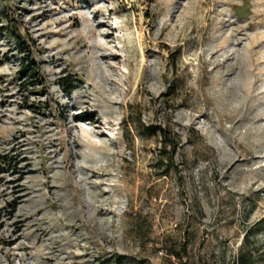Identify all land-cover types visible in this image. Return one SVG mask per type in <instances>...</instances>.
<instances>
[{
  "label": "rangeland",
  "instance_id": "rangeland-1",
  "mask_svg": "<svg viewBox=\"0 0 264 264\" xmlns=\"http://www.w3.org/2000/svg\"><path fill=\"white\" fill-rule=\"evenodd\" d=\"M263 109L264 0H0V264H264Z\"/></svg>",
  "mask_w": 264,
  "mask_h": 264
},
{
  "label": "trees",
  "instance_id": "trees-1",
  "mask_svg": "<svg viewBox=\"0 0 264 264\" xmlns=\"http://www.w3.org/2000/svg\"><path fill=\"white\" fill-rule=\"evenodd\" d=\"M28 66L29 65H27L25 67V70L30 68ZM29 70H31V69H29ZM164 138H165V136L163 137V142L162 143L165 146L166 145V141H164ZM167 250H168V254L169 255L174 256V257L179 259L181 254H182L181 251H184L185 247L182 246L181 247V251H179V250L176 249V246L174 245V243L170 242ZM180 264H186V263L181 262ZM232 264H254V256H253L252 251L250 249H248V248H245V249L241 250L238 253V255L236 256V259L233 261Z\"/></svg>",
  "mask_w": 264,
  "mask_h": 264
},
{
  "label": "bare ground",
  "instance_id": "bare-ground-1",
  "mask_svg": "<svg viewBox=\"0 0 264 264\" xmlns=\"http://www.w3.org/2000/svg\"><path fill=\"white\" fill-rule=\"evenodd\" d=\"M264 110V109H263ZM264 112V111H263Z\"/></svg>",
  "mask_w": 264,
  "mask_h": 264
}]
</instances>
